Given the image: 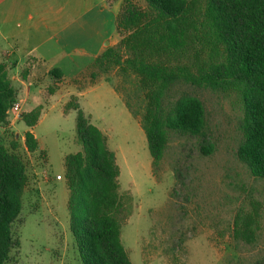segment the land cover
Instances as JSON below:
<instances>
[{
    "label": "trees",
    "instance_id": "trees-1",
    "mask_svg": "<svg viewBox=\"0 0 264 264\" xmlns=\"http://www.w3.org/2000/svg\"><path fill=\"white\" fill-rule=\"evenodd\" d=\"M146 3L143 8L136 0H124L117 17L120 40L90 67L102 74L115 72L122 79L115 89L129 111L141 117L154 164L164 157L173 131L198 138L204 155L214 150L206 134L203 101L190 93L170 99L171 90L185 83L236 94L243 108L237 154L254 177L264 180V0ZM58 72L51 74L60 77ZM16 101L8 64L0 57V126L4 129L0 135V264H19L15 225L22 222L23 197L31 181L25 155L39 150L33 131L24 133L22 143L9 127V110ZM43 108L22 112L20 120L35 127ZM72 109L77 111L82 151L66 156L65 177L78 257L82 264H133L121 241L133 198L120 192L116 154L76 97L65 105L66 113ZM253 224L248 219L241 227L237 217L235 237L252 243Z\"/></svg>",
    "mask_w": 264,
    "mask_h": 264
},
{
    "label": "rangeland",
    "instance_id": "rangeland-1",
    "mask_svg": "<svg viewBox=\"0 0 264 264\" xmlns=\"http://www.w3.org/2000/svg\"><path fill=\"white\" fill-rule=\"evenodd\" d=\"M79 81L84 90L99 82L81 98V108L91 112L92 123L105 132L120 167V192L133 198L132 214L121 232L133 264L264 260V180L254 177L238 157L243 108L235 93L177 84L170 99L190 93L203 101L206 134L214 150L204 155L198 138L173 131L164 157L154 164L141 117L129 111L115 89L122 79L115 72L102 74L90 68ZM63 85L54 79L43 86L45 110L34 128L43 149L25 155L31 181L23 197L22 222L15 225L19 264H82L70 229L65 177L66 156L82 151L77 111L64 113L52 107L55 100L50 101ZM10 122L23 143L29 128L12 115ZM237 217L241 227L245 220H254L252 243L235 237Z\"/></svg>",
    "mask_w": 264,
    "mask_h": 264
},
{
    "label": "crops",
    "instance_id": "crops-1",
    "mask_svg": "<svg viewBox=\"0 0 264 264\" xmlns=\"http://www.w3.org/2000/svg\"><path fill=\"white\" fill-rule=\"evenodd\" d=\"M123 2L0 0V57L8 64L9 77L17 90L16 103L21 107L17 116L12 115L14 118L21 121L22 112L39 105L44 112L43 86L54 79L65 85L51 97V102L55 100L52 107L66 113L65 105L72 97L82 106L81 98L99 82L84 90L79 79L98 56L120 40L117 17ZM136 2L147 7L146 0ZM52 70H58L61 76L55 77ZM86 114L92 121V113ZM34 128L29 130L34 132ZM3 131L0 126V135ZM39 149H43L40 144Z\"/></svg>",
    "mask_w": 264,
    "mask_h": 264
},
{
    "label": "built area",
    "instance_id": "built-area-1",
    "mask_svg": "<svg viewBox=\"0 0 264 264\" xmlns=\"http://www.w3.org/2000/svg\"><path fill=\"white\" fill-rule=\"evenodd\" d=\"M20 109H21L20 104L15 103V104L10 108V110H9V114H10V115L17 116L18 113L20 112ZM61 178H62L61 175H57V179H61Z\"/></svg>",
    "mask_w": 264,
    "mask_h": 264
}]
</instances>
